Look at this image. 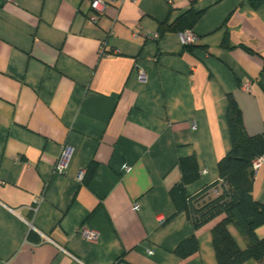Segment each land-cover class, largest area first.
<instances>
[{
  "label": "crops",
  "instance_id": "crops-1",
  "mask_svg": "<svg viewBox=\"0 0 264 264\" xmlns=\"http://www.w3.org/2000/svg\"><path fill=\"white\" fill-rule=\"evenodd\" d=\"M104 1L91 23L88 0H0V261L216 264L212 229L223 216L195 228L170 192L188 156L200 169L188 195L220 180L230 96L247 132L264 134V2ZM190 10L200 13L194 44L160 33ZM253 195L264 204V167ZM192 234L198 250L179 257Z\"/></svg>",
  "mask_w": 264,
  "mask_h": 264
},
{
  "label": "trees",
  "instance_id": "trees-1",
  "mask_svg": "<svg viewBox=\"0 0 264 264\" xmlns=\"http://www.w3.org/2000/svg\"><path fill=\"white\" fill-rule=\"evenodd\" d=\"M263 2L264 0H251L255 7ZM199 15L200 13L192 10L187 11L176 23L162 25L160 33L192 29ZM227 121L232 146L218 162L220 180L194 195H188L187 185L199 179L200 169L195 156L184 157L179 160L181 180L170 194L177 210H186L195 228L214 217L223 216L212 229L216 264H245L251 260L264 264V237H259L256 233V228L264 224V204L253 195L252 169L254 159L264 154V134L251 135L247 132L241 108L233 96H230L228 101ZM221 180L224 181L221 185L222 194L207 197L208 192L219 185ZM232 225L245 237L246 248L239 246L230 231L229 227ZM198 248L197 236L192 234L176 247L175 253L181 258H186Z\"/></svg>",
  "mask_w": 264,
  "mask_h": 264
},
{
  "label": "built area",
  "instance_id": "built-area-1",
  "mask_svg": "<svg viewBox=\"0 0 264 264\" xmlns=\"http://www.w3.org/2000/svg\"><path fill=\"white\" fill-rule=\"evenodd\" d=\"M90 2V7H91V12L88 15V20L91 23H98V21L100 20L101 15H103L105 8L107 7V3L104 0H88ZM181 36L185 42V44H194L197 41V34L192 30V29H185L184 31L181 32ZM102 52H106V44L105 46L103 45L102 48ZM139 77L141 79H143L145 77V73L142 69H139ZM243 88L245 90L249 89V85L245 84L243 86ZM71 147L67 146L63 149V151L61 152V154L59 155L57 162L55 164V171L58 173H63L66 174L67 173V169H68V158L71 154ZM264 167V154L258 156L257 158L254 159L253 163H252V169L253 171H257L258 169ZM131 169L130 166L126 167V170L129 171ZM86 174V170L85 169H81L79 170L78 174H77V179L79 180H83ZM222 184H224V181L221 180L220 184L213 187L212 188V193L215 196H219L222 194L223 192V187L221 186ZM38 203V200H37ZM82 234L84 235V237L87 240H96L98 238V233L95 230L92 229H88L85 228L82 231ZM49 240H51L50 238H48ZM63 250L66 251V249L62 248ZM67 252V251H66ZM117 264H125L121 261L117 262Z\"/></svg>",
  "mask_w": 264,
  "mask_h": 264
},
{
  "label": "water",
  "instance_id": "water-1",
  "mask_svg": "<svg viewBox=\"0 0 264 264\" xmlns=\"http://www.w3.org/2000/svg\"><path fill=\"white\" fill-rule=\"evenodd\" d=\"M0 264H7V263H5L4 261H0Z\"/></svg>",
  "mask_w": 264,
  "mask_h": 264
},
{
  "label": "rangeland",
  "instance_id": "rangeland-1",
  "mask_svg": "<svg viewBox=\"0 0 264 264\" xmlns=\"http://www.w3.org/2000/svg\"><path fill=\"white\" fill-rule=\"evenodd\" d=\"M213 197H215V195Z\"/></svg>",
  "mask_w": 264,
  "mask_h": 264
}]
</instances>
